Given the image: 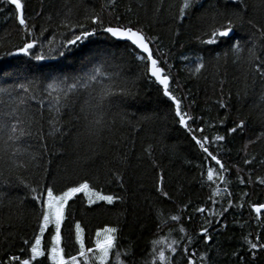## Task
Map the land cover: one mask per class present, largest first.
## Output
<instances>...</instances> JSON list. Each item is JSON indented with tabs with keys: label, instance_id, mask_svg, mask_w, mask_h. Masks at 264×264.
<instances>
[{
	"label": "trees",
	"instance_id": "16d2710c",
	"mask_svg": "<svg viewBox=\"0 0 264 264\" xmlns=\"http://www.w3.org/2000/svg\"><path fill=\"white\" fill-rule=\"evenodd\" d=\"M23 2L26 5L25 16L30 24L36 25L34 31L39 42L29 56L17 53V48L23 43V32L14 18V10L0 13V88H16L21 96H27L17 85L31 82L37 86V101L42 102L27 100L26 104L21 106V113L27 110L41 119V131L45 139L41 141L36 136L27 137L19 145L35 155L41 153L44 145L47 147V153L39 161L47 172L41 169L35 180L39 181L43 177V182L55 183L57 190L65 185L88 181L96 190L124 197L122 202L117 201L113 205L100 202L90 206L85 197L78 194L69 202L71 223L68 226L71 227L75 220L82 223L85 228L86 246H94L93 239L98 229L118 226V248L110 255V264H117L115 251L124 252L129 245L133 246L136 259H150L148 253L153 240H160L158 247L165 248L166 254L171 255L167 252L165 240L171 243L173 239L178 238V232L169 233L170 229H175L178 225L170 223L167 227L157 229V211L162 209L166 215L174 214L177 204L188 201L192 203L188 212H192V208L197 206L219 211L220 205L211 204L208 200L211 192L208 183L203 187L200 183L202 168L206 181L208 162L204 161L199 148L177 122L170 101L157 90L159 86L150 85L145 79H137L140 72L139 62L134 59L127 42L109 38L107 34L97 30L96 35L78 42L73 47L74 56L67 54L65 58L53 52L51 55L54 59L49 57L36 61L31 58L41 52L47 55L49 47H56L64 42L66 37H71L69 28L61 26L68 9H71L70 25L82 22L91 29L92 26L85 21V17L101 12L104 6L106 23L112 19V15L122 17L121 22L125 24L129 20L135 23L139 19L137 26L143 27L149 36H158L159 50L167 53L163 59H167L168 64L172 65L171 87L177 96L187 97L184 99L183 108L197 118L195 123L189 121L190 127L203 126L206 128L205 134L209 136L224 135L227 128L234 127L240 119L245 120L247 127L243 131L227 137L225 142H220L223 146L220 158L230 169L226 173L231 181L228 187L237 198V203L243 192L250 194L247 197L248 202L264 203V186L240 185L236 168L233 167L239 165L242 169L241 175L246 181L249 172L252 173L253 180L264 176V165L260 164V161L264 160V138L258 141L256 139L264 133V100H261L264 86L257 81L253 89L251 81L245 80L243 61L240 64L232 62L236 56L231 49L237 40L242 45L251 46L252 37L247 24L237 27L231 38H222L214 45H202L195 40L199 25L198 16L203 10L209 9L216 0H202L203 9H198L177 23L173 22V17H178L181 0H163L165 11L155 20L151 18L154 0H145L149 6L147 13L144 9L136 7L138 0H116L114 10L106 7L109 0ZM243 2L250 18L264 20V0ZM223 4L224 0H220L221 7ZM129 6L133 9L132 13L126 11ZM228 8L231 10L232 5H228ZM37 13L42 14L37 16ZM42 27L47 28L43 36L40 35ZM73 30L79 32V29ZM49 41H52L51 45ZM256 42L259 46L258 39ZM150 46L154 52L157 50L156 44ZM225 53L228 54L227 58ZM93 56L97 57L94 63H99L101 59L107 60L112 66L111 70L121 74L116 82L126 81L128 86L138 93L135 99L130 98L124 103L117 102L112 106L110 119H115V127L99 142L83 135L78 138L77 134L82 133L83 128L70 111L63 113L56 125L62 132H54L53 126L48 122L54 115L49 104L51 97L45 91L47 84L55 78L75 76L87 71L92 66L87 64V61ZM185 56L189 59H183ZM198 57L203 59L206 67L201 73L193 75L190 70L195 67ZM54 67L60 70L52 71ZM165 69L167 70V65ZM221 80L225 81L223 93L220 90ZM0 97H3L2 93ZM221 99L229 105L228 108H219L218 101ZM225 115L228 119L224 125H218V120ZM200 117L203 119H199ZM207 124L218 126L208 128ZM249 139L256 141L247 148L248 157H256V163L251 167L243 164L244 145ZM0 148H3L2 142ZM149 149L151 155L146 151ZM0 156H3V152H0ZM154 162L158 167L153 166ZM211 163L214 165V162ZM196 165H202V168ZM5 166L4 161L0 160V168ZM161 172L164 175L165 191L171 194L172 201L164 200L155 191L158 174ZM113 173L123 177V187L115 181ZM6 178L7 172L0 176V259L13 253L19 254L22 240L30 238L35 228V217L30 197L26 195L27 190L10 178L6 182ZM29 179L32 177L29 176ZM217 184L218 181L211 187H216ZM219 186L224 187L223 184ZM224 206H227L226 203ZM259 218L264 220V212H261ZM256 219L257 214H250L247 203L242 216L238 214L237 209H231L220 218L221 225L226 223L227 228L217 225L210 229L212 240L208 245L204 244L202 238L197 237V243L189 246L190 251L195 250L197 253V264H200L199 255L203 252H208L214 264H239L233 253L244 254L245 249L241 248L244 235L251 233V238L255 239L257 232L261 230L257 227ZM202 220L200 214H195L191 222L187 220V214L183 217V223L190 233L193 230L199 232ZM65 236L67 237V228ZM69 251L76 254V249L70 248ZM121 260L124 264H130L125 256H121ZM254 264H264V253H258Z\"/></svg>",
	"mask_w": 264,
	"mask_h": 264
},
{
	"label": "snow or ice",
	"instance_id": "6c2138e0",
	"mask_svg": "<svg viewBox=\"0 0 264 264\" xmlns=\"http://www.w3.org/2000/svg\"><path fill=\"white\" fill-rule=\"evenodd\" d=\"M0 13L6 10H14V18L20 26L22 36V46L17 48V53H22L29 56L32 50L36 47L38 37L35 35L36 25L30 24L29 19L25 16V3L23 0H0ZM116 0H109L107 8H115ZM228 5H232L229 10ZM138 9H144L147 13L148 4L145 0H138L136 5ZM198 9H203L202 0H181L179 6L178 17H173V22L182 21L185 17L196 12ZM102 6V11L92 13L85 17V21L92 27L86 26L85 23L77 22L70 25L69 17L71 9H68L64 14V19L61 21V26L69 28L71 37H66L64 42L56 47H49L48 54L43 52L32 55V59L36 61L45 60L49 57L55 58L51 54L55 52L60 57L67 58V54L73 53L74 46L83 40L96 35L97 30L107 34L109 38H115L127 42V47L131 50L134 59L139 62L140 72L137 79H145L150 85H158V91L162 96L170 101L171 110L179 125L185 129L191 140L199 148L203 154L204 161L208 162L206 171V181L204 178L202 165L201 167V186L207 182L211 192L208 200L213 206L220 205L219 211L214 208L209 209L205 206H197L192 208V212L188 209L192 207L191 201L184 204H177L176 213L165 214L164 211H157V229L167 227L170 223L177 224L178 227L170 229L169 233L175 231L179 233L177 239H173L171 243H166L167 252L163 247H158L161 244L160 240L152 241V248L148 253L147 258L140 260L136 259V253L132 245L121 252L115 251L117 264H124L121 256L129 259L130 264H197V253L195 250L190 251L189 246L197 243V237L202 238L205 245L212 240L210 229L220 225L227 228V224L221 225L220 218L224 217L231 209H237L239 215H243L245 203L251 213L257 214V227L261 229L257 232L255 239L251 238L252 234L248 233L242 237L241 248L245 249L243 255L240 252H234L233 256L239 261V264H254L258 253H264V220H261L260 214L264 210V203L248 202V192H243L237 198L229 191L228 185L231 181L228 180L226 173L230 169L220 158V153L223 151V146L220 142H225L227 137L243 131L247 127L245 120L240 119L235 123L234 127L226 129L224 135L216 134L209 136L205 134L206 128L190 127L189 121L195 123L196 117H193L190 112L183 108L184 99L177 96L170 84L172 80L171 69L172 65L168 64L167 59H163L167 53L161 52L158 36H149L143 27L137 26L139 19L134 23L129 20L126 24L122 23V17L112 15V19L105 22ZM127 13H132L133 9L129 6L126 9ZM163 0H154L151 8V18L157 19L164 12ZM42 13H37L40 16ZM49 21L51 17L48 18ZM113 20L115 24H113ZM198 31L195 34V40L202 45L217 44L222 38H231V34L237 27L248 25L250 36L252 37L250 44L242 45L237 40L233 45L231 52L236 56L232 62L234 64L244 63V75L246 81H251V86L254 89L257 81L264 86V20H254L249 17L247 6L243 0H224V4L220 6V0L210 6L209 9L203 10L198 16ZM73 29H79L77 33ZM47 28H41L40 35L43 36ZM206 37V38H205ZM259 40V46L257 45ZM52 41H49V45ZM156 44V51L150 46ZM246 53V55H244ZM11 54V53H9ZM228 54L225 53L227 58ZM97 57H90L87 64L92 65L87 71L75 76H65L63 78H55L48 83L45 91L51 97L49 104L51 111L54 113L48 121L53 126L54 132H62L58 126V120L63 113L71 112L75 120L83 128L82 133H78V138L83 135L95 142L101 141L106 133H111L115 127L116 121L111 117V108L117 102L124 103L127 99H135L138 93L133 91L128 86L126 81L117 83L119 72L111 70L112 66L105 59H101L99 63H94ZM188 60V57H183ZM211 63V61L209 62ZM167 65V70L165 69ZM216 66L219 67V57L216 58ZM206 67L202 58H197L195 67L191 69L193 75L201 73V70ZM55 67L52 71H58ZM218 74V72H217ZM221 80V93H223V84ZM17 88L27 96H21L16 88L7 89L0 88V142L3 143V156L0 160L6 165L0 168V176H4L7 172L6 182L10 178L15 184L22 186L27 190V197H30L33 215L35 217V228L30 238L22 240V246L19 254L7 255L6 258L0 259V264H110V255L118 248L116 243L117 234L120 231L118 226H105L95 232L93 247L86 246L85 228L79 220H75L69 227L70 201H73L78 194H84L88 199V204L94 205L100 202L108 205H113L117 201H123L124 197L116 194H105L103 191L96 190L88 181H83L75 184L65 185L64 188L57 190L55 183L48 184L41 179L35 180V176L40 170L46 173L47 169L39 163L43 155L47 153L46 145L43 146L39 155L28 152L27 149L20 147L21 143L27 137H38L44 141V134L41 131V119L37 118L35 113H29L25 110L21 113V106L26 104L27 100L37 101V86L31 82L28 84L21 83ZM6 97V98H4ZM261 100H264V92L261 94ZM42 101H37L41 103ZM194 103V101H193ZM220 109H226L229 105L223 100L218 101ZM78 109V111H77ZM199 119H203L200 117ZM228 116L218 120V125H224ZM217 124H207L208 128H215ZM51 134V133H49ZM264 138V133L257 136V141ZM256 141L249 139L244 145L245 159L244 165L253 166L256 163V157H248L247 148ZM151 155L150 149L146 150ZM214 162V165L211 163ZM264 165V160L260 161ZM154 167L158 165L154 162ZM218 166V167H216ZM236 168L237 180L240 185L252 184L264 186V176L252 179V173H248L247 181L244 179L242 169L239 165H233ZM29 176L32 179H29ZM113 177L120 187H123V177L118 173H113ZM223 184L221 188L219 184L216 187H211L213 184ZM155 191L166 201H172V196L164 188V175L158 174V179L155 185ZM182 191V189H178ZM23 203V201H21ZM226 203L227 206H224ZM209 213L210 215H206ZM187 214V220L191 222L195 214H200L203 220L200 225L199 232L193 230L192 233L183 223V217ZM67 228V237L65 229ZM76 249V254H71L69 249ZM250 257L251 259H248ZM200 264H214L208 252H203L199 255Z\"/></svg>",
	"mask_w": 264,
	"mask_h": 264
},
{
	"label": "rangeland",
	"instance_id": "374dc122",
	"mask_svg": "<svg viewBox=\"0 0 264 264\" xmlns=\"http://www.w3.org/2000/svg\"><path fill=\"white\" fill-rule=\"evenodd\" d=\"M82 194V193H81ZM106 194V193H105ZM83 196H84V194H82ZM85 197V199H86V202L88 203V199H87V197L86 196H84ZM94 238H95V236H94ZM94 240V239H93Z\"/></svg>",
	"mask_w": 264,
	"mask_h": 264
},
{
	"label": "water",
	"instance_id": "95a60500",
	"mask_svg": "<svg viewBox=\"0 0 264 264\" xmlns=\"http://www.w3.org/2000/svg\"><path fill=\"white\" fill-rule=\"evenodd\" d=\"M113 39H115V38H113ZM117 40V39H116ZM119 41H122V40H119ZM126 42V41H125ZM262 212H264V210H262Z\"/></svg>",
	"mask_w": 264,
	"mask_h": 264
},
{
	"label": "bare ground",
	"instance_id": "6f19581e",
	"mask_svg": "<svg viewBox=\"0 0 264 264\" xmlns=\"http://www.w3.org/2000/svg\"><path fill=\"white\" fill-rule=\"evenodd\" d=\"M234 221V220H233Z\"/></svg>",
	"mask_w": 264,
	"mask_h": 264
}]
</instances>
